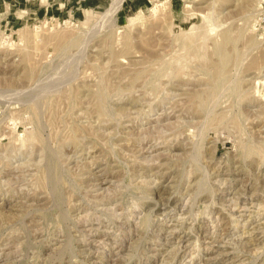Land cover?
<instances>
[{
    "label": "rangeland",
    "instance_id": "obj_1",
    "mask_svg": "<svg viewBox=\"0 0 264 264\" xmlns=\"http://www.w3.org/2000/svg\"><path fill=\"white\" fill-rule=\"evenodd\" d=\"M263 13L0 0V264H264Z\"/></svg>",
    "mask_w": 264,
    "mask_h": 264
},
{
    "label": "bare ground",
    "instance_id": "obj_2",
    "mask_svg": "<svg viewBox=\"0 0 264 264\" xmlns=\"http://www.w3.org/2000/svg\"><path fill=\"white\" fill-rule=\"evenodd\" d=\"M156 9V8H155ZM138 18V17H137ZM88 21H90V20H88ZM133 23V22H132ZM188 214V213H187ZM256 252V251H255ZM117 254V253H116Z\"/></svg>",
    "mask_w": 264,
    "mask_h": 264
},
{
    "label": "built area",
    "instance_id": "obj_3",
    "mask_svg": "<svg viewBox=\"0 0 264 264\" xmlns=\"http://www.w3.org/2000/svg\"><path fill=\"white\" fill-rule=\"evenodd\" d=\"M263 20H264V13H263Z\"/></svg>",
    "mask_w": 264,
    "mask_h": 264
}]
</instances>
